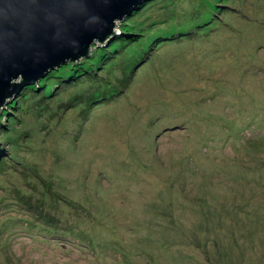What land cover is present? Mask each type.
I'll use <instances>...</instances> for the list:
<instances>
[{
  "label": "rangeland",
  "instance_id": "obj_1",
  "mask_svg": "<svg viewBox=\"0 0 264 264\" xmlns=\"http://www.w3.org/2000/svg\"><path fill=\"white\" fill-rule=\"evenodd\" d=\"M114 28L0 108V264H264V0Z\"/></svg>",
  "mask_w": 264,
  "mask_h": 264
},
{
  "label": "water",
  "instance_id": "obj_2",
  "mask_svg": "<svg viewBox=\"0 0 264 264\" xmlns=\"http://www.w3.org/2000/svg\"><path fill=\"white\" fill-rule=\"evenodd\" d=\"M145 0H0V108L25 83L78 60Z\"/></svg>",
  "mask_w": 264,
  "mask_h": 264
},
{
  "label": "trees",
  "instance_id": "obj_3",
  "mask_svg": "<svg viewBox=\"0 0 264 264\" xmlns=\"http://www.w3.org/2000/svg\"><path fill=\"white\" fill-rule=\"evenodd\" d=\"M143 5V4H142ZM119 38V37H118ZM166 38H168V37H166ZM166 38H164V39H166ZM122 39V38H121ZM168 39H170V38H168ZM125 40H127L128 42H129V39L128 38H125ZM131 41H134V40H131ZM139 46L141 47V48H143V46L144 45H142L141 43H139ZM97 53V52H96ZM84 75V74H83ZM100 98V97H99ZM52 228L53 227H51V228H49V229H51L52 230Z\"/></svg>",
  "mask_w": 264,
  "mask_h": 264
}]
</instances>
